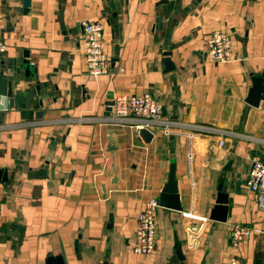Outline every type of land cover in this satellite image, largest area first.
<instances>
[{"label": "crops", "instance_id": "obj_1", "mask_svg": "<svg viewBox=\"0 0 264 264\" xmlns=\"http://www.w3.org/2000/svg\"><path fill=\"white\" fill-rule=\"evenodd\" d=\"M82 20L103 26L104 74L86 72ZM214 30L231 61L205 53ZM0 39V264H264V211L246 187L264 162V80L246 102L264 74V0H0ZM144 92L169 121L148 140L111 103ZM171 167L182 210L159 206L156 246L136 254L138 215ZM220 183L225 221L209 218ZM182 212L208 218L195 240ZM233 223L250 229L236 247Z\"/></svg>", "mask_w": 264, "mask_h": 264}, {"label": "built area", "instance_id": "obj_2", "mask_svg": "<svg viewBox=\"0 0 264 264\" xmlns=\"http://www.w3.org/2000/svg\"><path fill=\"white\" fill-rule=\"evenodd\" d=\"M172 1V0H166ZM83 55L86 72L90 75H100L109 71V59L104 51L102 38L103 26L100 22L82 20ZM6 49V44L0 39V54ZM205 53L214 61L229 62L231 57V39L227 32L214 30L205 40ZM113 118L117 121H125L131 114L141 120L140 128L151 129L156 126L169 129V121L164 117L163 104L150 92L141 94H118L113 98ZM246 187L257 193L258 207L264 211V162L255 160L250 165ZM159 207L158 198L150 197L144 202L139 213L134 231L132 251L136 254H150L156 246V220L155 212ZM183 217L192 222L187 227V236L195 240L207 217L198 216L191 212H182ZM230 243L233 247L250 235V229L242 223L230 225ZM235 257L230 258L229 264H235Z\"/></svg>", "mask_w": 264, "mask_h": 264}, {"label": "water", "instance_id": "obj_3", "mask_svg": "<svg viewBox=\"0 0 264 264\" xmlns=\"http://www.w3.org/2000/svg\"><path fill=\"white\" fill-rule=\"evenodd\" d=\"M168 59V58H166ZM169 61V60H168ZM264 74L260 77H254L252 87L246 98V102L252 106H257L262 93V83ZM6 79L0 80V109L8 107V100L10 98V88ZM113 104V100L111 102ZM139 135L144 139H150L152 132L147 128H140ZM159 206L172 208L174 210H182L180 204V194L178 191V184L174 177V170L171 167L168 178L163 184L160 193L158 195ZM228 210V194L226 193V187L223 184H219L217 187V193L214 199V204L210 209L209 218L218 221H225L226 213ZM45 264H64L63 258L60 255H48ZM102 264H107L102 262Z\"/></svg>", "mask_w": 264, "mask_h": 264}]
</instances>
